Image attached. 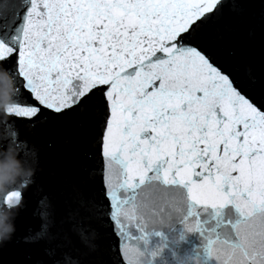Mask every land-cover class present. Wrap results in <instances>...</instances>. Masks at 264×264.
Wrapping results in <instances>:
<instances>
[{
  "label": "snow or ice",
  "instance_id": "6c2138e0",
  "mask_svg": "<svg viewBox=\"0 0 264 264\" xmlns=\"http://www.w3.org/2000/svg\"><path fill=\"white\" fill-rule=\"evenodd\" d=\"M254 47L264 0H0V151L34 171L54 153L72 221L51 230L42 196L25 264H264ZM34 184L0 204L25 209Z\"/></svg>",
  "mask_w": 264,
  "mask_h": 264
},
{
  "label": "clouds",
  "instance_id": "9594fccd",
  "mask_svg": "<svg viewBox=\"0 0 264 264\" xmlns=\"http://www.w3.org/2000/svg\"><path fill=\"white\" fill-rule=\"evenodd\" d=\"M15 98V81L12 75L0 68V123L5 122L13 106ZM0 156L5 157V162H0V197L7 191L31 179L34 170L25 167L16 159L14 150L0 151ZM15 206H6L0 209V243L11 238L14 226L11 223Z\"/></svg>",
  "mask_w": 264,
  "mask_h": 264
},
{
  "label": "water",
  "instance_id": "95a60500",
  "mask_svg": "<svg viewBox=\"0 0 264 264\" xmlns=\"http://www.w3.org/2000/svg\"><path fill=\"white\" fill-rule=\"evenodd\" d=\"M15 99V98H14ZM23 134V131H22V133H21V135Z\"/></svg>",
  "mask_w": 264,
  "mask_h": 264
}]
</instances>
